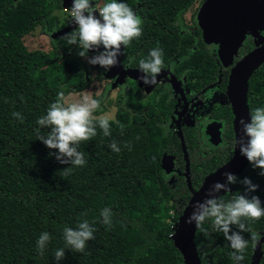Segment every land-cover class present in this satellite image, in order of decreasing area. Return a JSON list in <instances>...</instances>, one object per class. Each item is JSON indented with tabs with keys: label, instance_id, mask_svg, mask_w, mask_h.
I'll list each match as a JSON object with an SVG mask.
<instances>
[{
	"label": "trees",
	"instance_id": "trees-1",
	"mask_svg": "<svg viewBox=\"0 0 264 264\" xmlns=\"http://www.w3.org/2000/svg\"><path fill=\"white\" fill-rule=\"evenodd\" d=\"M126 2L145 20H164L172 27L192 0H139L150 6L144 11L136 0ZM39 3L21 0L13 9L0 11V264H183L170 236L189 192L184 183L169 181L165 173L170 171L161 167L164 152L174 149L153 105L123 89L115 121H109L110 135L103 136L97 127L96 136L80 142L86 159L81 167L61 164L49 155L55 150L36 139V118L61 86L67 95L86 88L89 79L76 45H66L62 35L51 40L50 52L24 44L40 18H35L41 14ZM166 35V58L177 57L172 45L184 46L187 38L175 29ZM188 59L190 64L195 61ZM13 111L23 119L13 117ZM112 140L120 146L119 153L108 147ZM247 170L238 177L257 183L255 192L261 197L264 176L257 175V169L249 176ZM242 187L232 184L231 191ZM104 206L112 209L110 225L101 223L98 214ZM81 218L94 224V238L82 252L65 249L57 262L52 255L64 246L63 225L75 226ZM245 223L258 235L253 242L244 233L248 245L243 254H250L259 240V252H264V216ZM44 230L51 239L41 254L35 240ZM194 243L201 264H233L222 234L209 230L205 235L196 228Z\"/></svg>",
	"mask_w": 264,
	"mask_h": 264
},
{
	"label": "flooded vegetation",
	"instance_id": "flooded-vegetation-1",
	"mask_svg": "<svg viewBox=\"0 0 264 264\" xmlns=\"http://www.w3.org/2000/svg\"><path fill=\"white\" fill-rule=\"evenodd\" d=\"M20 1L0 0V11L13 9ZM38 1L41 14L35 17L40 18L34 29L40 28L42 34L47 35L51 49V40L59 37H52L53 32L60 31L71 23L67 15L68 6H63V0ZM204 1L192 0L180 19L173 22L172 27H168L169 24L164 20L147 21L143 15L136 13L142 21V34L131 40L127 46L122 45L118 67L120 73L133 70L131 76L123 77L121 82L112 87L120 77L116 73L108 82V86L115 90L116 101L118 94L123 89H128L139 102L151 104L158 110L156 119L162 124L163 130L169 133L174 149L173 153L164 152L172 156L173 164L170 172L165 173L166 178L172 182L178 180L184 183L189 197L191 189L188 182L196 190L205 176L233 156L234 114L228 93L231 71L239 60L264 42V26L260 28L258 22L253 23V19H235L228 27H217L216 23L221 21V13L216 6L211 12H203L212 18V25L205 30L203 23H209V19L203 21L200 14ZM246 1L254 9V3L258 0ZM58 4L59 7H55ZM136 5L142 11L150 8L140 4L139 0H136ZM186 12H189L187 18ZM148 22L151 23L149 26L146 25ZM241 22L253 24L243 27ZM174 29L186 36L187 44L172 45L175 50H171V53H175L177 57L166 58L165 53L170 49L166 34ZM156 46L163 49V65L157 73L159 78L155 83L145 85L138 79L140 73L137 63L140 58L147 56L150 48ZM188 56L195 59L193 64H190ZM95 67L103 77L104 69L99 65ZM246 91L249 112L252 107L264 103V60L250 72ZM248 165L249 163L237 176L247 167V175L250 176L254 169L250 170ZM229 189L232 190V185ZM260 198L264 205V193ZM253 248L254 244L250 254H243L244 259L240 264L253 263ZM257 264H264L263 251L258 253Z\"/></svg>",
	"mask_w": 264,
	"mask_h": 264
},
{
	"label": "clouds",
	"instance_id": "clouds-1",
	"mask_svg": "<svg viewBox=\"0 0 264 264\" xmlns=\"http://www.w3.org/2000/svg\"><path fill=\"white\" fill-rule=\"evenodd\" d=\"M67 15L75 27L63 34L65 44L76 45L78 56L85 58L88 64L99 65L104 72L117 64L121 45L127 46L131 40L140 37L143 30L141 18L126 0H71ZM90 49L93 50L92 55L88 54ZM162 65L163 49L159 46L150 48L147 56L138 60V79L145 85H151ZM62 89L63 86L36 118L34 131L36 139L55 150L49 152L50 156L61 164L81 167L86 164V159L84 152L79 150L80 142L96 136L97 127L103 136H109V121H115L116 110L101 112V99L88 90L66 99ZM11 115L17 120L23 119L19 111H13ZM238 123L241 134L235 137L233 146L235 149L238 147L239 154L246 158L251 168L258 169L257 175L264 176V103L252 107L249 118L240 117ZM127 146L131 147L130 144ZM108 147L113 152L121 151L115 140L110 141ZM221 175L223 181L213 180L205 189V195L191 202L192 210L185 217V223L194 224L205 235L209 230L222 234L231 249L228 255L233 264H240L248 245L244 233H249L253 242L258 235L246 226L245 221L264 216V205L255 192L259 185L250 177H238L231 171H224ZM236 183L243 185L242 189L230 191L229 186ZM221 190L225 195H221ZM187 207V203L180 207L181 215ZM98 214L101 223L111 224L110 207H101ZM94 231V224L86 218L77 220L75 226L64 224L61 229L64 246L53 250V258L59 262L65 255V249L84 251L87 241L94 238ZM50 239L48 231L39 233L35 240L38 253H43Z\"/></svg>",
	"mask_w": 264,
	"mask_h": 264
},
{
	"label": "water",
	"instance_id": "water-1",
	"mask_svg": "<svg viewBox=\"0 0 264 264\" xmlns=\"http://www.w3.org/2000/svg\"><path fill=\"white\" fill-rule=\"evenodd\" d=\"M71 0H63V6H70ZM233 4L235 6H233ZM258 4V5H257ZM218 7V12L221 13V21L216 23L217 27H228L232 20L239 19H253V23H259V27L262 28L264 26V0H258L254 3V9L250 6V4L246 0H205L201 6L200 14H202V20L205 21L209 19V23H203V27L205 30L208 29L209 25H212L211 15H207L203 12L213 11L214 8ZM94 14L98 15L95 12ZM237 17V18H236ZM253 23H242L243 27H249ZM75 27L74 23L68 24L65 28L60 31L53 32L52 37L57 35H62L65 31L71 30ZM122 48V45H121ZM93 51L92 49L89 52ZM122 53V51H121ZM121 53L117 58V64L110 67L107 72L104 73V77L107 79H111L114 77L116 73H119L120 77L115 80L112 84L114 87L117 83L122 81V78L125 76H131L133 70H124L123 72H119L118 67H120V57ZM264 60V42L257 47L255 50L251 51L244 58L239 60L236 63L233 70L231 71V79L229 82L228 93L230 95V100L232 102V109L234 114V123L233 129L235 133V137H239L241 134L239 127V119L240 117H244L245 120L249 118V109L247 105L246 98V90H247V78L250 72L255 69L262 61ZM225 61V60H223ZM159 78V74L156 75L155 81ZM155 81L152 83L154 84ZM185 152V150H184ZM248 161L245 157L239 154L238 147L235 149L233 156L229 161L225 164L209 173L203 179L202 184L196 189L193 190L188 182V187L191 189V195L186 202L188 207L184 210L183 215H179L177 222L173 227V233L170 236L173 242L174 247L180 252L182 257L183 264H201L200 258L196 249V245L194 243V237L196 228L194 224L185 223V217L191 212L192 206L191 202L194 200L201 199L205 195V189H207L210 183L213 180H221L223 181L224 177L221 175L224 171H231L235 174H238L242 169L246 166ZM172 156L166 155L165 153L161 159V167L169 172L172 167ZM221 195H224L223 190H221ZM260 247V240L257 241L256 247L254 248L255 257L252 264H257L258 262V253Z\"/></svg>",
	"mask_w": 264,
	"mask_h": 264
},
{
	"label": "rangeland",
	"instance_id": "rangeland-1",
	"mask_svg": "<svg viewBox=\"0 0 264 264\" xmlns=\"http://www.w3.org/2000/svg\"><path fill=\"white\" fill-rule=\"evenodd\" d=\"M189 15V12H186L185 17ZM24 44L28 49L39 48L44 51H48L50 49L49 39L47 35H43L40 28H35L33 31L23 38ZM49 43V44H48ZM50 52V51H49ZM93 51L89 52V55H92ZM82 61L86 65L85 67L89 73L88 85L83 90L90 91L94 96L102 97V104L105 106V111H109L111 109H115L116 105V97L115 90L111 89L108 86V79H105L100 75L97 68L92 67L93 65L88 64L85 58L82 57ZM81 90V91H83ZM80 91L67 94L66 99H72L78 96ZM102 95V96H101ZM101 96V97H100Z\"/></svg>",
	"mask_w": 264,
	"mask_h": 264
}]
</instances>
